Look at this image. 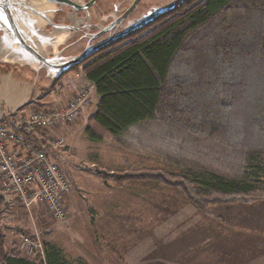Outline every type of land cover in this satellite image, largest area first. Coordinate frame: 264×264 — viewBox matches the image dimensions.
I'll use <instances>...</instances> for the list:
<instances>
[{"label": "trees", "instance_id": "16d2710c", "mask_svg": "<svg viewBox=\"0 0 264 264\" xmlns=\"http://www.w3.org/2000/svg\"><path fill=\"white\" fill-rule=\"evenodd\" d=\"M181 7L82 64L97 98L84 134L99 143L158 122L237 152L242 174L198 178L129 167L100 173L118 183L150 180L176 188L202 212L210 205L264 201V0H199ZM5 200L0 194V214ZM43 244L44 259L37 263L8 253L0 235V264H69L54 244Z\"/></svg>", "mask_w": 264, "mask_h": 264}, {"label": "rangeland", "instance_id": "374dc122", "mask_svg": "<svg viewBox=\"0 0 264 264\" xmlns=\"http://www.w3.org/2000/svg\"><path fill=\"white\" fill-rule=\"evenodd\" d=\"M198 1L189 0L181 5V9ZM151 27L130 36L129 40ZM87 85L82 66L67 72L60 80H43L29 71L0 63V118L5 114L14 115L30 108H46L62 103L64 98L69 99ZM94 111L95 100L91 98L90 105L80 112L77 119L54 130V136L62 138L64 145L58 149L49 148V153L70 183V192L60 200L63 219L54 218L46 210L32 208L28 212L20 204L6 198L0 214V235L8 253L16 252L21 237L35 236L43 248L45 241L54 244L69 264H154L155 257L159 258L168 251V242L165 244L157 240L156 225L151 222L148 213L145 224L141 225L144 230L139 235L136 225L125 224V215L133 210L137 212L135 208H130V200L125 203L126 187L137 183L164 185L150 180L118 183L100 172L113 174L129 167L159 170L170 175L189 173L198 178L205 172L225 179H238L242 174V159L237 152H230L216 142L180 133L158 122L139 125L117 140L90 142L84 130ZM173 189L177 190V199L182 198V202H174V206L183 216L189 210L184 207L186 205L192 209L193 215L218 218L226 215L224 208L251 204L210 205L206 212H202L180 190ZM141 196L148 199L154 193L147 191ZM184 202L186 205H182ZM231 239L221 243L225 247L232 246L233 243H229ZM217 243L220 242L208 245L212 247L211 251L215 250ZM225 247L222 248L224 251ZM20 256L42 263L36 255L23 253ZM217 259L215 264H241L238 258L229 260L226 255Z\"/></svg>", "mask_w": 264, "mask_h": 264}, {"label": "crops", "instance_id": "0c3cea01", "mask_svg": "<svg viewBox=\"0 0 264 264\" xmlns=\"http://www.w3.org/2000/svg\"><path fill=\"white\" fill-rule=\"evenodd\" d=\"M92 98L96 103L95 94ZM65 101L66 98L58 104H64ZM41 143L29 142L33 147L40 146ZM9 148L13 155H22L20 149L11 146ZM49 152L51 149H48V156L54 161ZM126 191L125 203L130 200V208H135L137 212L133 210L127 213L124 217L125 224L136 225L139 235L144 230L141 225L145 224L148 213L151 222L156 225L157 240L164 241L165 244L168 242V251L159 258L155 257L154 264H215L218 262L217 257L222 255H226L229 260L238 258L241 264H264V201L224 208L226 215L218 218L193 215L192 209L184 202L182 205L185 204L184 207L189 210L183 216L176 209L177 206H174V202H182V198L177 199V190L173 188L137 183L128 185ZM147 191L154 193V196L143 198L141 195ZM229 239V243L232 242L233 245L225 247L221 242H228ZM214 241L220 243L211 251L212 247L208 245Z\"/></svg>", "mask_w": 264, "mask_h": 264}, {"label": "flooded vegetation", "instance_id": "af4514ba", "mask_svg": "<svg viewBox=\"0 0 264 264\" xmlns=\"http://www.w3.org/2000/svg\"><path fill=\"white\" fill-rule=\"evenodd\" d=\"M68 1L70 5L54 4L52 16L49 17L50 7L47 9L45 2L28 0L31 7L28 18L27 12L22 10L26 0H16V8H19L21 13L20 18L15 15L11 17L15 14L13 8H10V11L6 10L4 16L11 17V21L15 20L14 22L18 26L21 25V20H25L28 37L30 30L34 31L31 29V22L35 19L38 22L35 27L38 36L33 35L31 41L36 43L34 48L37 49V52L48 59L68 61L87 50L94 49L95 53L79 65L82 66L86 60L101 50L121 42L130 34L155 25L163 15L174 12L177 7L189 0H138L136 3L135 0H95L90 5H87L90 0ZM7 26L6 23L5 26H2L4 29H1L0 24V38L5 33ZM16 48L15 44L6 47L0 42V63L29 71L36 77L41 76L43 80H60L63 77L64 74L54 76V71L47 74L45 70L33 67V65L20 66L18 62L33 60L29 56L17 57L19 53ZM21 55L19 54V56ZM79 66L73 67L71 70Z\"/></svg>", "mask_w": 264, "mask_h": 264}, {"label": "built area", "instance_id": "2783aa9c", "mask_svg": "<svg viewBox=\"0 0 264 264\" xmlns=\"http://www.w3.org/2000/svg\"><path fill=\"white\" fill-rule=\"evenodd\" d=\"M94 86L78 90L64 104L46 108H30L0 118V194L20 204L26 211L32 208L48 211L54 218L63 219L61 198L70 192V183L58 164L48 156V149L64 144L54 136V130L72 123L90 105ZM30 141H41L30 146ZM9 146L22 151L12 154ZM17 254L36 255L44 259V248L39 239L21 237Z\"/></svg>", "mask_w": 264, "mask_h": 264}, {"label": "water", "instance_id": "95a60500", "mask_svg": "<svg viewBox=\"0 0 264 264\" xmlns=\"http://www.w3.org/2000/svg\"><path fill=\"white\" fill-rule=\"evenodd\" d=\"M16 0H0V24H1V29H4V27L2 28V26H5V24L7 23V29H5V33L3 34V36L0 38V42L3 45H6V47L11 46L12 44L17 46V53L22 54L21 56H19V54L17 55V57H26L29 56L33 61H23V62H18L19 65H25V64H29V65H33V67H40L39 69L45 70L47 72V74L51 73L52 71H54L53 75H63L67 72H69L73 67L79 66L83 60L87 59L88 57H90L92 54L95 53V50H87L85 51L83 54H81L80 56L76 57V58H71L68 61H64L61 59H48L46 56L39 54L37 52V49L34 48L35 47V42L31 41V38L33 37V35H37L38 36V32L35 31V27L38 25V22H36L35 19H33V22H31V29H33L34 31L30 30V34L29 37L28 32L25 30L26 29V25H25V20H21V25H17L13 20V22L11 21V17H14V15L16 17L20 18V11L19 8H16ZM18 1V0H17ZM47 1V2H46ZM95 0H90L89 3L87 5H90L94 2ZM138 0H135V3ZM41 2H45L47 5V9H49L50 7V12H49V17L52 16V12H53V6L54 4L58 3V4H67L70 5V2L68 0H39V3ZM18 5V2H17ZM27 7V8H25ZM25 7L22 8L23 11L27 12L28 18L30 17V12H31V7L30 4L28 3V0H26V4ZM10 8L14 9L15 14H13L10 18H6L5 15V11L8 10L10 11ZM76 9V8H73ZM12 12V10H11ZM17 12V13H16ZM46 13V11H45ZM15 17V18H16ZM31 20V18H30ZM32 21V20H31ZM37 24V25H36ZM27 36V38H26ZM52 37V35H51ZM28 58V57H27Z\"/></svg>", "mask_w": 264, "mask_h": 264}]
</instances>
